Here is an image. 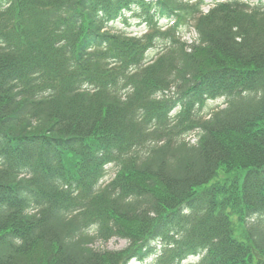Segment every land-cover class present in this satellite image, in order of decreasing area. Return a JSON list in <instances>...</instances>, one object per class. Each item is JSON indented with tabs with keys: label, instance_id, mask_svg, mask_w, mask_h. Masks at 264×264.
<instances>
[{
	"label": "trees",
	"instance_id": "1",
	"mask_svg": "<svg viewBox=\"0 0 264 264\" xmlns=\"http://www.w3.org/2000/svg\"><path fill=\"white\" fill-rule=\"evenodd\" d=\"M203 3L0 0V264H264V0Z\"/></svg>",
	"mask_w": 264,
	"mask_h": 264
},
{
	"label": "rangeland",
	"instance_id": "2",
	"mask_svg": "<svg viewBox=\"0 0 264 264\" xmlns=\"http://www.w3.org/2000/svg\"><path fill=\"white\" fill-rule=\"evenodd\" d=\"M211 1L212 0H204V3L202 4L200 9L202 11H207L212 6ZM249 1H257V0H249ZM125 16H126L127 22L124 21V16H123L121 19H119L116 22H114L113 24H111L112 29L113 30H120V31L127 32V33H136L138 30V27L136 25L137 20L133 16H131L130 14H125ZM182 35H183V39L189 41L195 37V32L192 29H190L189 31L187 29H185V30H183ZM154 56H155L154 53H149L148 57L153 58ZM218 103H221V100L209 102V104L205 108L206 112H207V110H210L211 108L216 107V105ZM206 112H204L205 116L207 115ZM189 139L191 142H193V140H194L193 134H191L189 136ZM113 175H114V170L111 168V166H107V173H106L105 177L103 178V181L104 182L109 181L113 177ZM93 245L100 247V248H106V249H121L127 245V240L120 238V237H112L109 240H107V242H105V243L97 242V243H94ZM195 261H196L195 258H189L186 261H184L183 263L184 264L193 263Z\"/></svg>",
	"mask_w": 264,
	"mask_h": 264
}]
</instances>
